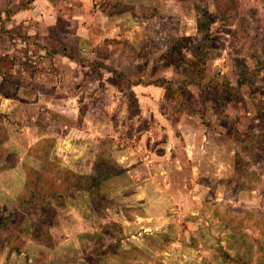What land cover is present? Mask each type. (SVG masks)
Masks as SVG:
<instances>
[{"label":"rangeland","instance_id":"374dc122","mask_svg":"<svg viewBox=\"0 0 264 264\" xmlns=\"http://www.w3.org/2000/svg\"><path fill=\"white\" fill-rule=\"evenodd\" d=\"M0 221V264H264V0H0Z\"/></svg>","mask_w":264,"mask_h":264},{"label":"trees","instance_id":"16d2710c","mask_svg":"<svg viewBox=\"0 0 264 264\" xmlns=\"http://www.w3.org/2000/svg\"><path fill=\"white\" fill-rule=\"evenodd\" d=\"M4 31L5 32H9V30H4ZM98 171H101V169L98 170ZM74 182H76L78 184L76 187L74 186ZM74 182H72L73 184H71L70 187H67V188L62 189L61 191H58L57 194L63 196V195L68 194V192H67L68 190H71V192H80V191L85 192V191H88L89 193L92 192L95 195H97L96 190L99 188V185L101 183H103L104 181H103V175L102 174H97V175L92 176V177H90V176H80V175H77L76 178H75V180H74ZM65 185H66V182H65ZM91 185H94L95 186V189L94 188H91L90 187ZM92 189H94V190H92ZM99 194L102 195V193L100 192V190H99ZM91 198H93V197H91Z\"/></svg>","mask_w":264,"mask_h":264},{"label":"crops","instance_id":"0c3cea01","mask_svg":"<svg viewBox=\"0 0 264 264\" xmlns=\"http://www.w3.org/2000/svg\"><path fill=\"white\" fill-rule=\"evenodd\" d=\"M8 30V29H7Z\"/></svg>","mask_w":264,"mask_h":264}]
</instances>
